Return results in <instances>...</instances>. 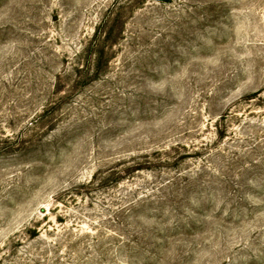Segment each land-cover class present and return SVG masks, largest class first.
I'll list each match as a JSON object with an SVG mask.
<instances>
[{"label": "rangeland", "instance_id": "1", "mask_svg": "<svg viewBox=\"0 0 264 264\" xmlns=\"http://www.w3.org/2000/svg\"><path fill=\"white\" fill-rule=\"evenodd\" d=\"M0 264H264V0H0Z\"/></svg>", "mask_w": 264, "mask_h": 264}]
</instances>
